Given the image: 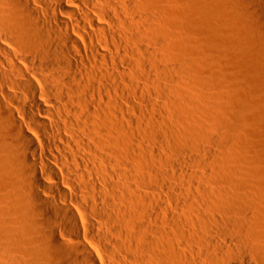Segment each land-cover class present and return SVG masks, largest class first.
<instances>
[{
    "label": "bare ground",
    "instance_id": "1",
    "mask_svg": "<svg viewBox=\"0 0 264 264\" xmlns=\"http://www.w3.org/2000/svg\"><path fill=\"white\" fill-rule=\"evenodd\" d=\"M263 214L264 0H0V264H264Z\"/></svg>",
    "mask_w": 264,
    "mask_h": 264
},
{
    "label": "rangeland",
    "instance_id": "2",
    "mask_svg": "<svg viewBox=\"0 0 264 264\" xmlns=\"http://www.w3.org/2000/svg\"><path fill=\"white\" fill-rule=\"evenodd\" d=\"M185 103H186V106H187V102L186 101H184ZM181 104L183 105L184 103L183 102H181ZM183 106H185V104L183 105ZM171 111H169V114H170V116H172L171 114H175L173 111L170 113ZM175 115H177V114H175ZM173 118H174V116H172ZM175 118H177L176 116H175ZM189 124V123H188ZM191 124V123H190ZM163 127H161L163 130H164V132H167V131H169V129L168 128H165L164 127V125H162ZM188 142H189V140H188ZM196 144V142L195 141H190L189 142V146L191 147V148H193L194 147V145ZM198 144V143H197ZM196 146V145H195ZM161 152H162V150L161 149H159ZM165 152V151H164ZM203 154V155H202ZM178 156V157H177ZM173 160H174V165L176 166V167H178L180 164L182 165V166H184L185 165V163L186 162H183L184 160L182 159L183 158V156H181V155H177ZM189 156V155H188ZM200 156L202 157V159L204 160V158H205V156H206V158L205 159H207V155H205V152L204 153H202L201 152V154H200ZM204 157V158H203ZM188 163H191V164H189V166H191L190 168H189V170H188V175H185V177L183 176H180V174L179 173H175V172H173L172 171V169H170L168 166H166V164H164L163 166H165V168L162 166V168L164 169V170H168V172H170L169 173V176L167 177V183L169 184V185H171V186H174V187H178L179 185H180V183H181V185L183 186V184H185L184 186L185 187H187V184H186V181L185 180H189V178H190V176L192 175V174H194L195 173V175L196 176H200V169L198 168H196L195 166L193 167V165H192V162L190 161H188ZM162 164V163H161ZM160 164V165H161ZM184 164V165H183ZM207 164V163H206ZM205 164V165H206ZM158 167H160V166H158ZM208 167V165H206V168ZM161 168V167H160ZM161 168V169H162ZM160 170V169H159ZM199 170V171H198ZM174 174H176L175 176H174ZM181 177V178H180ZM188 177V178H187ZM185 178V179H184ZM198 178V177H197ZM182 180H184V182L185 183H183V181ZM197 182H198V179L196 180ZM196 182V185H195V189L199 186H203V185H205V186H207L205 183L203 184V182H201V184L200 185H198V183ZM178 185V186H175V185ZM180 185V186H181ZM182 187V188H184V189H186L185 187ZM197 186V187H196ZM173 187V188H174ZM176 193V192H175ZM177 194H179V193H177ZM177 194H175L176 196H178V199L180 200V202H181V204H179V205H176V204H173L174 202H171V204L170 203H168L167 204V214H168V211L170 212V214L172 213L173 215L175 214V215H179V214H181L182 215V217L180 216V221H181V224H182V226L183 227H200V226H198V224H199V222H200V220L202 219V217L204 216V215H206V212H207V205H206V207L202 204H200L199 203V201L198 202H196L197 201V199L195 198L194 199V197L193 196H187L188 198H189V200H188V198L187 197H185L184 195L182 196L181 194H179V195H177ZM181 196L182 197H184V198H181ZM186 199V200H185ZM196 200V201H195ZM193 201V202H192ZM187 202L188 203H190L189 205L187 204ZM196 202V203H195ZM192 203H193V205H192ZM176 205V206H175ZM181 205V206H180ZM192 205V206H191ZM197 205V206H196ZM175 206V207H174ZM202 206H204V207H202ZM170 207V208H169ZM180 207V208H179ZM193 207V208H192ZM201 207V208H200ZM177 208H178V212H177ZM192 208V209H191ZM169 209V210H168ZM174 209V210H173ZM206 209V210H205ZM170 210H172V211H170ZM183 212H184V214H183ZM264 215V214H263ZM183 216H185V217H183ZM263 218H262V221L264 220V216H262ZM168 218H169V216H168ZM221 218H219L218 219V221L217 222H213V224H214V227L215 226H219V227H224V226H226V227H239L238 225H234L233 226V224H229L227 221H223V220H220ZM168 221V219H166V221H165V224H161V222H159V225H161V227H168V226H165L166 225V222ZM197 221H199V222H197ZM183 222V223H182ZM264 222V221H263ZM212 223V222H211ZM211 223H209V225L210 226H208V227H213V226H211L212 224ZM221 223V224H220ZM167 224H168V222H167ZM197 224V225H196ZM196 225V226H195ZM221 225V226H220ZM264 226V225H263ZM255 232H256V229H255ZM258 232V231H257ZM256 234V233H255ZM258 234V233H257ZM257 236H259V235H257ZM256 263H258L257 261H256ZM237 264V263H236ZM238 264H240V263H238Z\"/></svg>",
    "mask_w": 264,
    "mask_h": 264
}]
</instances>
